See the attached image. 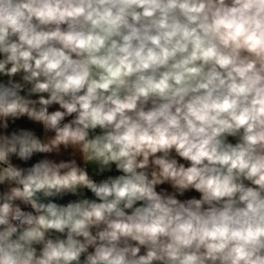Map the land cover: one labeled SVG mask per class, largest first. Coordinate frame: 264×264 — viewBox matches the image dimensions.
I'll list each match as a JSON object with an SVG mask.
<instances>
[{"label": "clouds", "instance_id": "1", "mask_svg": "<svg viewBox=\"0 0 264 264\" xmlns=\"http://www.w3.org/2000/svg\"><path fill=\"white\" fill-rule=\"evenodd\" d=\"M0 264H264V0H0Z\"/></svg>", "mask_w": 264, "mask_h": 264}]
</instances>
